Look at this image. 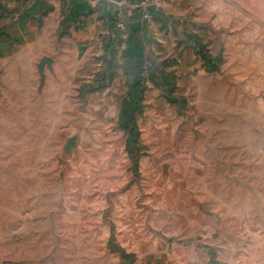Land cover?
<instances>
[{
    "label": "rangeland",
    "instance_id": "1",
    "mask_svg": "<svg viewBox=\"0 0 264 264\" xmlns=\"http://www.w3.org/2000/svg\"><path fill=\"white\" fill-rule=\"evenodd\" d=\"M121 48L90 71L49 60L0 78V264L162 262L186 237L209 260L228 238L219 206L234 214L235 257L263 254L264 45L234 68L197 45L204 63L180 81ZM229 126L212 154L215 128Z\"/></svg>",
    "mask_w": 264,
    "mask_h": 264
},
{
    "label": "crops",
    "instance_id": "2",
    "mask_svg": "<svg viewBox=\"0 0 264 264\" xmlns=\"http://www.w3.org/2000/svg\"><path fill=\"white\" fill-rule=\"evenodd\" d=\"M153 1L0 0V78L11 72L31 74L49 60H54L55 66L65 62L70 69L76 66L90 71L99 66L106 47L116 44L122 46L119 55H129V60L144 54L164 65L168 63L180 81L197 75L204 63L197 45H205L212 59H224L233 68L237 67L239 53L246 58L252 44L264 45V0H168L161 8L155 7ZM146 9L152 14L148 21L143 14ZM118 17L124 26H118ZM261 54L264 60V49ZM241 122L248 136L254 122L245 116ZM257 123L259 137L264 139V117ZM224 130L231 135H221ZM224 130L215 128V140L221 142L210 145L217 156L219 148L225 146L222 139H233L232 133L238 129L229 126ZM242 218L249 221L250 217L243 214ZM215 219L225 221L221 228L225 232L219 234L228 238L217 247L220 252L224 250V259L216 258L217 249L214 258L197 259V237L195 242L186 237L164 251L168 254L166 260L146 264H264V253L255 258L235 257L234 241L229 239L234 214L227 206H219ZM242 230L250 232L245 223ZM183 235L189 236L188 230ZM151 252H155L153 248Z\"/></svg>",
    "mask_w": 264,
    "mask_h": 264
},
{
    "label": "built area",
    "instance_id": "3",
    "mask_svg": "<svg viewBox=\"0 0 264 264\" xmlns=\"http://www.w3.org/2000/svg\"><path fill=\"white\" fill-rule=\"evenodd\" d=\"M167 2H168V0H154L153 5L155 7L161 8V7L165 6L167 4ZM143 14H144L145 20H147V21L151 20L152 14H151L150 10L146 9ZM117 24H118V26H124V23H123V21H121L120 18H117Z\"/></svg>",
    "mask_w": 264,
    "mask_h": 264
},
{
    "label": "trees",
    "instance_id": "4",
    "mask_svg": "<svg viewBox=\"0 0 264 264\" xmlns=\"http://www.w3.org/2000/svg\"><path fill=\"white\" fill-rule=\"evenodd\" d=\"M139 57H141V55H139ZM139 60H142V58L137 59V61H139ZM136 64H142V62H137Z\"/></svg>",
    "mask_w": 264,
    "mask_h": 264
}]
</instances>
